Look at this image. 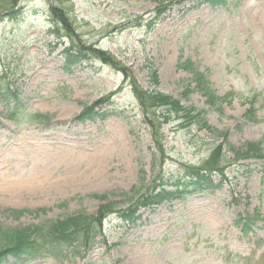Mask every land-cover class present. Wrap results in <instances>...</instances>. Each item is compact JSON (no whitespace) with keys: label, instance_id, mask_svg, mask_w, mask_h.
Masks as SVG:
<instances>
[{"label":"rangeland","instance_id":"1","mask_svg":"<svg viewBox=\"0 0 264 264\" xmlns=\"http://www.w3.org/2000/svg\"><path fill=\"white\" fill-rule=\"evenodd\" d=\"M159 4L24 0L26 15L0 20V77L21 93L14 116L0 103V167L8 156L15 169L39 164L55 173L64 164L63 171L87 179L47 201L0 202V247L16 229L93 214L108 203L126 206L146 192L157 174L153 166L161 170L123 71L95 58L67 69L63 50L70 38L61 23L58 34L51 33L53 9L68 13L77 42L116 57L144 89L208 110L211 124L228 133L226 149L260 142L264 150V0L176 1L148 31L162 10ZM195 68L224 103L210 108L204 96L185 93L195 89L190 73ZM116 90L113 103L103 106L115 109L116 116L75 122L85 106ZM252 108L256 120L248 116ZM164 132L166 172L178 163L201 164L215 147V138L197 127L175 131L170 124ZM226 156L231 163L233 152ZM227 174L229 181L219 190L142 211L133 229L120 227L112 215L102 238L116 244L111 249L100 242L85 258L46 256L24 264H131L142 258L150 264H264V160H240ZM234 198L240 205L232 204ZM239 217L253 220L239 226ZM15 263L8 258L6 264Z\"/></svg>","mask_w":264,"mask_h":264},{"label":"trees","instance_id":"2","mask_svg":"<svg viewBox=\"0 0 264 264\" xmlns=\"http://www.w3.org/2000/svg\"><path fill=\"white\" fill-rule=\"evenodd\" d=\"M24 0H0V20L15 21L27 14L20 2ZM157 15L147 24L148 31H151L159 21L170 4L181 0H159ZM212 5H218L224 0H207ZM158 10V9H157ZM68 13L62 8L53 9L51 14V33L58 34L61 23L67 30L70 38L63 50L65 67L71 69L74 65L84 62L86 58H95L112 68H120L128 80V84L137 103L142 117V123L146 125L151 138L150 154L152 157H159L161 170L150 181V186L145 193L133 196L126 206L108 203L102 205L96 213L79 212L66 216L46 224L29 225L14 230L9 236L10 241L6 246L0 247V264H6L8 258H13L15 264H24L46 256L64 258L73 255L85 258L93 248L102 241L104 237L105 224L112 215L116 216L118 224L122 228H135L142 218V211L153 210L166 201L183 200L190 195L198 193L213 192L223 188L229 181L227 170L230 164L238 163L240 160H264V150L260 142H246L243 148L226 149L228 133L225 129L213 126L209 120V111L204 108H197L194 105H183L182 98H174L168 94L156 90L144 89L131 75L128 68L122 66L118 59L100 48H94L87 44L77 42V36L69 21ZM142 16L137 18V23ZM141 24H139L140 26ZM191 81L195 83V89H186V94L196 92L206 98L210 108L224 103V97L216 95L208 77L198 68L190 71ZM6 76L0 77V103L7 107L11 116L17 114L21 101V93L14 88L12 82H6ZM156 77V75H155ZM15 90V91H14ZM117 90L109 95L98 99L91 105H87L75 117V122L86 123L89 121H104L111 116H116L115 109L104 110L106 103L112 104ZM226 101V100H225ZM248 116L255 119L254 109H250ZM174 125L175 131L191 127L208 131L215 138V147L208 158L199 165L178 163L175 170H163L166 164L164 128L166 125ZM232 151L233 159L227 162L226 154ZM161 156V157H160ZM234 160V161H233ZM233 205H240V200L234 198ZM252 218L239 217L236 223L246 225L245 222L252 221ZM107 249L113 248L116 244L109 245L103 242Z\"/></svg>","mask_w":264,"mask_h":264},{"label":"bare ground","instance_id":"3","mask_svg":"<svg viewBox=\"0 0 264 264\" xmlns=\"http://www.w3.org/2000/svg\"><path fill=\"white\" fill-rule=\"evenodd\" d=\"M59 157V156H58ZM1 160L0 167V202H43L56 195H62L69 188L87 183V179L75 170H62L64 164L59 165L55 173L35 164L30 168H13L7 161ZM131 264H150L141 259Z\"/></svg>","mask_w":264,"mask_h":264}]
</instances>
